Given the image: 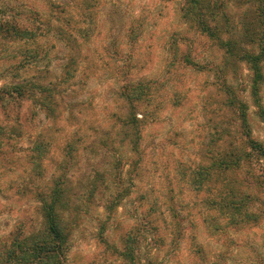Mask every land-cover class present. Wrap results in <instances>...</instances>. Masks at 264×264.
<instances>
[{"label": "rangeland", "instance_id": "1", "mask_svg": "<svg viewBox=\"0 0 264 264\" xmlns=\"http://www.w3.org/2000/svg\"><path fill=\"white\" fill-rule=\"evenodd\" d=\"M190 1L0 0V26L44 27L48 55L17 67L32 46L0 30L1 92L48 87L0 96V264L40 263L42 206L60 183L58 264H264V157L215 166L250 152L247 130L264 150V0H214L219 40L196 29ZM142 82L153 101L135 149L124 98Z\"/></svg>", "mask_w": 264, "mask_h": 264}, {"label": "trees", "instance_id": "2", "mask_svg": "<svg viewBox=\"0 0 264 264\" xmlns=\"http://www.w3.org/2000/svg\"><path fill=\"white\" fill-rule=\"evenodd\" d=\"M214 0H206L205 4L201 7L197 5V1L191 0L190 3H192L195 7V10L192 14V17H194V24H196V29L205 35L209 37H215L216 39H220V36L218 33L220 32L219 27L217 26V23H213L210 25L209 21L214 20L212 17V11L210 8V5L212 4ZM218 0L215 2V6L217 4ZM214 3V2H213ZM205 6V7H204ZM192 9V8H191ZM187 18V17H186ZM259 18V17H258ZM54 19H48L47 23L49 28H54L55 23L53 21ZM69 20H65V24L69 25ZM260 20V19H258ZM61 20H55V22H60ZM60 25L56 27L57 34L60 38V41L65 40H71L69 38V33H66V31L60 30ZM42 29L44 30V27H37L36 30L27 29L23 27H19L16 25H4L0 26V30H5V34H10L18 41L22 42L23 46H26L30 44L32 48L27 51L26 57L29 59H23L21 64H18L17 67H27L29 64H34L38 62L39 60L45 59L47 55V47L42 43V38L47 35V33H43ZM4 31V32H5ZM46 31V30H45ZM68 37H67V35ZM72 41V40H71ZM67 42V41H66ZM226 46L229 48L230 43H227ZM245 56V57H244ZM240 60L246 61L248 63V66L251 71H253V76L251 78V81L253 83L254 88V81L255 84H257V80L261 77L260 70H259V57L256 54H248L244 55ZM16 84V83H15ZM137 87H134L132 92L124 98V102L128 106V112L125 119H128L127 121V130L132 134L134 139H132V142L130 144L136 149L139 146L138 139L140 138V132L143 123L146 121L147 113L142 111V107L147 106L148 103L152 102L151 99V92L150 87L148 86V82H142L138 83ZM29 87L30 96L34 100H38V96H41L42 93L46 91L48 88L47 86H44L42 83H39V81L32 79H27L25 81H22L21 84H17L15 88H13V91H5L1 92L0 90V96L4 93H14L17 91V94H20L21 96L26 95L27 92L25 91V88ZM15 90V91H14ZM54 91V90H53ZM36 97V98H35ZM151 99V100H150ZM139 112L142 113L143 117L142 119H138L137 115ZM243 121H245L244 116L241 117ZM245 140V145H247V148L250 149V152H243L240 156L237 155L236 149L232 150L228 157V161L226 163L218 162V159L215 160V166L219 167V165L224 166V170H230V168H236L239 169L240 163H250L251 161H255V165L260 164V156L264 157V150L263 146L261 144H258L256 141L250 139V131L247 130L245 133L243 132ZM216 159V158H215ZM63 183H60L59 185L56 184V188L54 189V192L50 196L49 203H44L42 206V216L44 218L45 227L47 228V234L50 236V241H38L37 245L35 246V252L37 253V257L39 258V264H45L47 261H49V264H58V261L62 259L65 256L66 253V246L68 242V230H66L63 227V212L64 209H62V205L64 204V198L65 193L62 187ZM65 204H67L65 199ZM64 206V205H63ZM67 206V205H65Z\"/></svg>", "mask_w": 264, "mask_h": 264}]
</instances>
